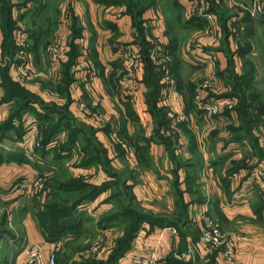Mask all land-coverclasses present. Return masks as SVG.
Masks as SVG:
<instances>
[{
  "label": "crops",
  "instance_id": "obj_1",
  "mask_svg": "<svg viewBox=\"0 0 264 264\" xmlns=\"http://www.w3.org/2000/svg\"><path fill=\"white\" fill-rule=\"evenodd\" d=\"M192 1L156 0L141 15L140 35L124 6L0 0V264H22L30 245L45 264L52 252L55 264H107L129 230V246L112 264L151 250L157 264H264V127L243 136L238 98L226 87L203 88L202 68L193 65L210 62L206 74L219 77L257 68L253 45L243 57L236 52L251 41L234 34L245 9L205 0L229 30L225 36L220 25L210 39L191 20ZM142 39L158 74L156 99L147 96ZM53 43L63 46L56 65L47 52ZM129 46L141 57L135 91L121 81ZM161 53L177 63L169 83ZM230 99L232 107L223 103ZM70 181L98 192L72 214L77 226L55 239L54 211L78 193ZM205 202L233 242L229 261L200 242ZM129 206L145 216L136 228Z\"/></svg>",
  "mask_w": 264,
  "mask_h": 264
},
{
  "label": "trees",
  "instance_id": "obj_2",
  "mask_svg": "<svg viewBox=\"0 0 264 264\" xmlns=\"http://www.w3.org/2000/svg\"><path fill=\"white\" fill-rule=\"evenodd\" d=\"M94 2L98 4H102L105 7L108 6H124L125 12L129 14L133 20L134 25L137 27V31L140 35H142V27H141V15L146 10V8L151 7L153 4H155L156 0H93ZM243 20L239 21H245L246 23H249L250 20L253 19L252 16H250L247 12L241 17ZM193 20H200L199 25L204 26L203 21L200 18L193 17L191 19ZM238 21V20H237ZM250 24V23H249ZM223 28V34L227 36L229 34V30L226 27L225 23H221ZM249 26V27H248ZM236 30L239 31V27L235 26ZM247 27L250 28L251 24ZM12 29V26H11ZM230 33H232L230 29ZM236 35V33H234ZM144 42V40H141V44ZM149 43L142 44L143 48V59L145 62V71L147 75L150 77V81L148 82L150 86V90L148 93V97H151L150 99H156L158 93H159V83H158V74L153 73V63L150 60V58L147 57V52L150 48ZM252 48L251 42H243L240 43L237 48L236 52L239 54V56H244L249 50ZM170 64V72L171 76L173 77L174 72L177 68L176 61H169ZM221 75L222 73H218ZM223 80L225 81L226 89L228 88L229 91L225 93L229 96H236L238 98L236 111L239 117V120L241 122V132L243 136H248L249 133H251L252 129L255 126H262L264 127V97L262 93L254 87V78L252 76V71L250 73H245L242 75H237L235 73H231L224 76ZM219 86V85H218ZM217 90H220L218 87ZM70 188H75L78 190L77 194H74L73 196L67 197L66 201H64L62 204L63 209H58L54 211V213L57 216H61V220L58 221V228L56 233L53 235L55 239L60 238L63 234L67 232V230H70L77 226V220L75 221V217L72 216V214L77 210L78 205H80L84 200L93 198L95 194L98 192V188H91L88 187L85 184L82 183H74L73 181H70L69 184ZM74 186V187H73ZM70 201V202H69ZM54 205V204H53ZM124 213L127 214L128 218H131V220H134L133 227L136 228V220H142L145 216L142 215L138 210L134 209L133 207H130L126 210H124ZM79 223V222H78ZM132 232L127 231V233L124 234L122 238H120L117 242L116 248L113 250L110 259L108 260L107 264H112L114 260H116L119 256H121L129 246V240L132 238Z\"/></svg>",
  "mask_w": 264,
  "mask_h": 264
},
{
  "label": "built area",
  "instance_id": "obj_3",
  "mask_svg": "<svg viewBox=\"0 0 264 264\" xmlns=\"http://www.w3.org/2000/svg\"><path fill=\"white\" fill-rule=\"evenodd\" d=\"M231 3V0H229ZM245 11L252 17L258 16L264 13V3L262 0H251L249 5H241ZM189 13L192 17L200 18L203 23V30L206 36L210 39H215L219 34V25L215 15L209 10L205 0H193L189 7ZM196 43L195 45L197 46ZM199 48V47H198ZM63 50L61 44H49L47 52L54 65L59 60L60 54ZM197 51V48H196ZM212 61V56H209ZM158 63L163 70V80L165 82H171L172 76L170 72L169 59L164 53H161L157 57ZM141 67V57L139 53L133 49H126L124 54V72L122 74V84L131 91H135L139 83V69ZM203 88H207L209 91L216 92L218 87V80L215 78L204 79L201 83ZM228 107H232L233 99L223 102ZM221 104L219 101H215L214 104L207 106V115L215 114L218 110L217 107ZM264 176L263 172H260ZM36 191L41 187L39 183L35 184ZM264 190V186H263ZM200 221L202 223L200 230V242L206 249L207 253L220 250L223 259L229 261L232 259L234 253V245L230 238L226 237L222 232L219 223L213 219L209 214L208 203L200 208ZM96 242L95 245H97ZM24 261L22 264H45V259L40 247L36 245H30L23 249ZM132 264H157V254L154 250L149 251L145 256H133L131 258ZM47 264H55V253L52 252L49 255Z\"/></svg>",
  "mask_w": 264,
  "mask_h": 264
},
{
  "label": "rangeland",
  "instance_id": "obj_4",
  "mask_svg": "<svg viewBox=\"0 0 264 264\" xmlns=\"http://www.w3.org/2000/svg\"><path fill=\"white\" fill-rule=\"evenodd\" d=\"M165 3L167 2V0H163ZM243 1H248V0H231V3L228 2L229 6L230 7H234V8H241L240 5H249L250 2H243ZM262 2L264 3V0H262ZM247 3V4H246ZM67 8V7H66ZM246 12V11H245ZM65 13H66V9H65ZM238 19V18H237ZM200 22V20H199ZM238 21L236 20L235 21V24H237ZM251 24V27L248 28L245 24V21H244V25L239 23L240 26H237L240 28V34L238 35L239 37H246V36H249L251 39V43L254 47V59H255V62L253 63L254 66L255 64L257 65V68L254 69L252 71V76L254 78V87L256 89H258L262 94H264V13L258 15V16H255L253 17L252 20H250L249 22ZM221 25V24H220ZM219 25V26H220ZM236 26V25H234ZM233 26V27H234ZM197 28H200L202 29V35L201 36H206V34L204 33V30L202 28V26H199ZM235 30V33L238 34V30L234 29ZM201 36L199 37H195L194 34L192 35V41L191 43L192 44H196V43H200V38ZM207 37V36H206ZM190 43V45H191ZM129 48H132V47H126L123 51H122V59L124 61V54H125V51L126 49H129ZM215 59V55L213 57ZM214 64H216V61L214 60L213 61ZM201 62H198L197 64H193L194 66L196 67H200L202 68V72H203V75H202V79L204 80L205 78H215L218 80V87L221 89L223 87H226L225 85V81L223 80V78L219 77L217 74L212 73L211 72H208L206 74V66L207 64L209 65V69H212V65L210 62H206L205 60L202 62V64H199ZM256 67V66H255ZM208 69V68H207ZM202 80V81H203ZM217 87V88H218ZM55 259H56V256H55Z\"/></svg>",
  "mask_w": 264,
  "mask_h": 264
}]
</instances>
